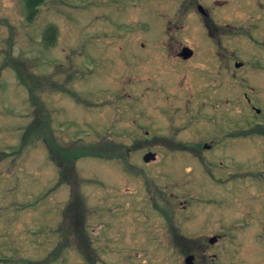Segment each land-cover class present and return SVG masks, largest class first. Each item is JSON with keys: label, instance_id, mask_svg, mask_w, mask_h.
I'll list each match as a JSON object with an SVG mask.
<instances>
[{"label": "rangeland", "instance_id": "1", "mask_svg": "<svg viewBox=\"0 0 264 264\" xmlns=\"http://www.w3.org/2000/svg\"><path fill=\"white\" fill-rule=\"evenodd\" d=\"M28 15L0 0V264H158L157 203L191 247L222 222L206 252L259 264L264 1L45 0ZM230 59L246 64L231 75Z\"/></svg>", "mask_w": 264, "mask_h": 264}, {"label": "flooded vegetation", "instance_id": "2", "mask_svg": "<svg viewBox=\"0 0 264 264\" xmlns=\"http://www.w3.org/2000/svg\"><path fill=\"white\" fill-rule=\"evenodd\" d=\"M201 9H203V8H201ZM203 13H205L204 9H203ZM211 19L213 20V24H212L211 29H213L214 26L215 27L220 26V24L216 22L217 21L216 19H214L212 17H211ZM206 27H207V25H206ZM220 28L221 27H217V29H218L217 36L221 35L220 34ZM259 29H263L264 30V21L260 25V27L257 29L258 33H260ZM246 39H248V38H246ZM216 46H218L217 43H216ZM185 47H189V48H191L193 50V53L191 54V56L189 58H184L180 54ZM218 48H219V46H218ZM216 51H213L214 55L216 57H218V62L221 64V62H222L221 55H220L221 51L218 50L219 53H216ZM195 53H196L195 49H193L192 47H190L188 45H185V46L182 47L181 51L178 53V56L182 57L185 60H189V59H191V58H193L195 56ZM231 59L228 61L227 71L229 73H231V75H234L235 70L238 69L239 67H241L244 62L246 64V61H244V60L243 61H239V60L234 61L235 59H233V61H232ZM232 65L234 66V70L230 69L231 67H233ZM247 80H248V78H247ZM248 81H250V80H248ZM263 82H264V80H263ZM221 84H222V82L218 83V85H221ZM246 98L248 100H250V98L248 96H246ZM261 109L262 108H255V110H256L255 112L256 113H260ZM248 128L251 129L250 127H248ZM262 131H264V129H262ZM204 146H208V143H206ZM149 152H154V151H149ZM154 153H156V152H154ZM157 157L158 156H157V153H156V157L151 159V160H155ZM144 160H145V156H144ZM129 165L135 169V167H134L135 163L134 162H130V163L127 162L126 166L128 167ZM160 190L163 193V190L162 189H160ZM163 196H165V194H163ZM156 208L158 210H160L162 215H164L165 218H167V220H166V224H165V227H164L165 228V230H164L165 233H164L163 236L160 234L161 236L159 238V240H162V241L165 240L166 241V245L163 248L164 252H161V250H159V251H157L154 254L156 256L154 258L155 263H158V264H174V263H176V264H231V263L240 264L239 257H238V254H240V253L238 251L235 252V253L231 252L230 251V247H227L225 245H221L219 248L220 249H224V250L226 249V250H228V252H219L217 250V248L212 253L211 252H206V249L209 248L208 244H211V245L219 244V243H221V241L223 239V236H227V234L225 233V230L223 229V227L221 225L222 222H220V224H219L221 229L217 230L216 232L205 234L204 237L202 239H200L199 242H195L193 244L191 243V245H194V246L191 247L189 241H192L193 238L189 237L190 232H189L188 228L185 227L184 224H183V220L184 219H181L182 217H178L180 219L176 218V216H174L173 213L171 214L172 210H170L168 208V206H165L163 204L157 203L156 204ZM186 210H188V212L191 213V214H187L186 215V219L187 218L188 219L189 218L192 219L195 216L194 215V211H192V209H189L187 206H184V212H186ZM212 210H216V209L212 208ZM219 211H221V210H219ZM248 211H249V209H247L244 213H246ZM244 213H242L241 215H243ZM241 215H239V216H241ZM211 216H212V214H211ZM233 218H237V217H233ZM232 221H230V222H232ZM248 226H250V225H248ZM241 228H244V227H241ZM255 236H256V234H255ZM163 238H164V240H163ZM170 241H172L171 243H174L175 241L179 242L180 244L183 245V247L185 246L183 249L186 250V251H182V252H178V253L167 251L169 249L168 242H170ZM109 244H110V242H109ZM187 246H188L187 249H191V248L194 249V248L197 247L198 249L200 248L199 249L200 251L190 252V251H188L186 249ZM156 260H158V262H156ZM174 260H176V261L174 262ZM259 262H260L259 264H264V259L263 258L261 259V257H259ZM139 264H151V263L146 262V261L145 262L141 261ZM252 264H255V262L252 261Z\"/></svg>", "mask_w": 264, "mask_h": 264}, {"label": "trees", "instance_id": "3", "mask_svg": "<svg viewBox=\"0 0 264 264\" xmlns=\"http://www.w3.org/2000/svg\"><path fill=\"white\" fill-rule=\"evenodd\" d=\"M44 1L45 0H26V4L29 8V15H28L29 19L33 18V15L37 12L38 6ZM50 28L47 29V34L49 33L52 36L51 40H54L56 38L55 28L54 27L53 28L50 27Z\"/></svg>", "mask_w": 264, "mask_h": 264}, {"label": "water", "instance_id": "4", "mask_svg": "<svg viewBox=\"0 0 264 264\" xmlns=\"http://www.w3.org/2000/svg\"><path fill=\"white\" fill-rule=\"evenodd\" d=\"M193 53V50L189 47H185L182 52L180 53L184 58H189L191 54ZM156 157V153L154 152H148L145 154V160L149 161Z\"/></svg>", "mask_w": 264, "mask_h": 264}]
</instances>
